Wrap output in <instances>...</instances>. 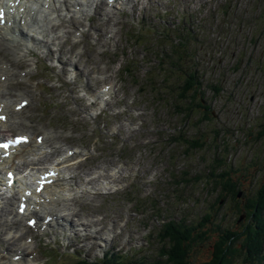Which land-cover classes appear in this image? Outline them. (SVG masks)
Segmentation results:
<instances>
[{
  "label": "rangeland",
  "instance_id": "obj_1",
  "mask_svg": "<svg viewBox=\"0 0 264 264\" xmlns=\"http://www.w3.org/2000/svg\"><path fill=\"white\" fill-rule=\"evenodd\" d=\"M87 5L76 17L60 6L58 32L47 29L42 43L32 44L27 28L16 60L0 51V63L14 72L6 85L12 104L29 101L10 115L19 123L2 133L42 135L52 155L37 168L76 150L59 164L63 176H74L62 191L72 196L54 206L63 220L40 231L26 230L24 219L8 223L20 238L0 243L8 247L7 254L0 248V264L27 238L21 248L31 264H77L105 253L127 264H167L156 231L168 219L196 225L209 214L207 232L251 222L245 203L264 178V0ZM178 42L181 59L173 51ZM194 68L214 115L208 121H198L196 108L186 115V103L174 108L182 77ZM222 170L236 182L234 197L217 185ZM11 198L1 205L8 219L16 213ZM213 239L193 246L188 264L207 261ZM246 263L237 255L228 264Z\"/></svg>",
  "mask_w": 264,
  "mask_h": 264
},
{
  "label": "bare ground",
  "instance_id": "obj_2",
  "mask_svg": "<svg viewBox=\"0 0 264 264\" xmlns=\"http://www.w3.org/2000/svg\"><path fill=\"white\" fill-rule=\"evenodd\" d=\"M3 1L4 0H0V6L3 5ZM41 1L45 2V0H21L17 7H11L10 6V8H13V12H12L11 16L8 15V9H7V7H5V20L6 21L9 20V23L6 24V25H9V27H7V26L0 27V51L4 50L5 52L12 53L14 60H16L18 58L17 43L21 39H23V35L25 33L24 31L27 28H29V32H31L28 36H29L30 42L33 44L35 42L42 43V40H43L42 38H43L44 34H46L45 32L47 29H55V31H56V29L59 26V24H58V19H59L58 7L61 4L64 5V2L61 3V1H59V0H47L46 2H48V6L45 9V8H43V3H41ZM80 1H82L83 3L86 2V0H80ZM98 2L99 1H96V3H98ZM77 4H79V3H76V5ZM82 4H80V5L82 6ZM15 17H16V19H15ZM11 18H12V20H11ZM15 31L17 32V35H18L17 38H15ZM67 31H68V29H67ZM56 32H58V31H56ZM55 34H56V36L58 35L57 33H55ZM4 64H5L4 62L0 63V111H1L0 115H7V116H6V120L4 122L0 121V133L4 129L7 130L8 126H10V124H11L10 123L11 121H12V125L19 123L18 119H15L14 116H13L14 119L10 117L11 113H14V110L12 108L13 105H16L19 101L14 102L13 104L11 103L12 98L10 99V96L7 95L8 89L6 87V85L9 82H11V79L14 78L13 77L14 72L10 68V66H8L7 64L6 65H4ZM11 119H13V120H11ZM19 133H21V132H19ZM43 144H44L43 141L39 145L34 140L32 143L28 142L27 144L18 145L17 147H15L13 149V151L9 154V156L7 158H4L0 161V170L1 171L3 170L5 172L8 169L15 171V181L13 182V185L11 187H7L5 185V179L3 177H0V227H1L0 232L2 233L5 231L4 234L7 235V236L3 235V238L0 239V243H2V242L7 243V245L14 244V242L20 238L19 232H16V231L12 232L11 227L7 228L6 226L8 223H11V222L12 223L19 222L21 219H24L25 215L33 216V215H39L40 213L45 215V213H47L53 217L52 220L56 221V225L60 224L58 220L62 221V219H59V217H61V216H59L60 214L58 215V213L54 209L55 208L54 206L56 205V203L58 201H63L65 199H68V197H69L68 194L69 195L72 194V192L70 194L68 192L62 193V191H64V192L69 191L68 186L70 184L68 181H66V182H64V181L69 179L70 177L73 178L74 176L70 175L68 178H64V177L60 176V172L57 176H55L56 183L52 182L51 184L46 185L43 188V190L41 191V193H39V194H35V193L31 194V196L27 199V207H26V210L24 211V213L22 215H18L17 213H15L12 216V218L8 219L10 213L7 211L3 212V209H2L3 207L1 206V205H4L5 200L8 201L9 199H12L11 197L13 194L14 195L18 194V196H20V195H22L24 189L29 188V187L33 188L35 179L38 178L39 173H42L41 169L43 167H41L40 170H39L40 167L37 168V165L41 161V157H43V156L47 157L48 154L52 155V153H50L52 149H49L50 152H48V154H46L47 152H44L43 148H46V147H42ZM68 149L69 148H67L65 150L64 155H59V157H61L60 158L61 160L59 161L58 160L59 158H58V159H56L55 162H51L50 163L51 166L49 168L52 167L53 169L58 170V169H60V165L62 163H67L70 160L74 159V157H69L66 154ZM53 151L55 152L56 149H54ZM45 160H44V162H45ZM40 164H42V163H40ZM46 166H47V164H46ZM26 171H27V175L24 176L22 172H26ZM21 173H22V176L20 175ZM42 194L44 196H42ZM42 197H44V199L41 200ZM18 201H19V197L17 199V202ZM29 204H31L32 208L29 207ZM61 207H63V206H61ZM16 208H17V206H16ZM8 210H9V208H8ZM1 216L4 218V219H2V221H1ZM40 219L42 220V218H40ZM41 225H42V222L40 223V226ZM5 227H6V229H5ZM24 228L27 230V226H25ZM108 234H109V232H108ZM1 236H2V234H1ZM6 237H7V242L5 240ZM1 245H3V244H1ZM1 245H0V248H2ZM21 247L22 248L27 247L26 242H24L23 245H20L19 247H17L15 249V252L12 251L13 253L9 254V259L7 260V264H18L17 262H19V264H31L32 262H35L33 260H30L28 257H26V253ZM7 248L8 247L5 246V248H2L1 250L7 251ZM15 255H19L17 260H14Z\"/></svg>",
  "mask_w": 264,
  "mask_h": 264
},
{
  "label": "trees",
  "instance_id": "obj_3",
  "mask_svg": "<svg viewBox=\"0 0 264 264\" xmlns=\"http://www.w3.org/2000/svg\"><path fill=\"white\" fill-rule=\"evenodd\" d=\"M137 34L138 36L140 35L139 32H137ZM178 38L180 39V37ZM181 44L182 42H178L173 46L174 53L179 55L178 59H181V53H179L178 50ZM173 63L176 66L177 61ZM197 80L199 81V78L195 68L185 72L184 77H182V83L176 90L174 108L178 112L180 103H186L187 109L184 111L186 115L189 113L193 114V112L195 113L193 109L196 108L199 117L198 121H208L211 119V112L207 106L202 104L203 96L198 92L201 88V84H199ZM215 91L218 90L216 89ZM199 93L201 96L200 98L196 97ZM258 135H263L264 137V130L259 132ZM197 140L198 139L195 138V141L192 142L198 145L199 143ZM259 170L264 173V163L259 166ZM218 179H220V181L222 179V181L220 182L217 180V185H220L222 190L234 197L236 182L232 179V176L229 175L228 171L222 170V172L218 174ZM218 197L221 199L222 196L218 195ZM245 207L251 209L248 212V216L251 217V222L246 223L240 230H231L229 228L221 229L220 225L217 224L216 228H211V230L214 229L213 232L205 231L207 227L203 226V222L209 219V214H206L204 220L198 222L196 225L193 223H184L182 221L176 222L174 220H168L162 224L157 234L158 242L161 243V256L165 257L164 260L167 264H188L191 248L199 243H203L205 236L208 238L214 234V239L210 245V257L207 261L200 264H228L230 259L237 255H240V257L247 262L246 264H263L264 178L262 179L261 185L256 190L255 196L247 199ZM57 256L60 257V254ZM77 264L126 263L117 262L115 259L110 258L109 255H105V259L103 260L88 262L86 259H79Z\"/></svg>",
  "mask_w": 264,
  "mask_h": 264
},
{
  "label": "flooded vegetation",
  "instance_id": "obj_4",
  "mask_svg": "<svg viewBox=\"0 0 264 264\" xmlns=\"http://www.w3.org/2000/svg\"><path fill=\"white\" fill-rule=\"evenodd\" d=\"M203 101V103L202 104H204L205 102H204V100H202ZM205 106H207L206 104H204ZM208 108H210L209 106H207ZM264 130V124L262 125V131Z\"/></svg>",
  "mask_w": 264,
  "mask_h": 264
},
{
  "label": "water",
  "instance_id": "obj_5",
  "mask_svg": "<svg viewBox=\"0 0 264 264\" xmlns=\"http://www.w3.org/2000/svg\"><path fill=\"white\" fill-rule=\"evenodd\" d=\"M239 194H240V193H238V196H239ZM241 218H242V215L239 217V219H241Z\"/></svg>",
  "mask_w": 264,
  "mask_h": 264
}]
</instances>
